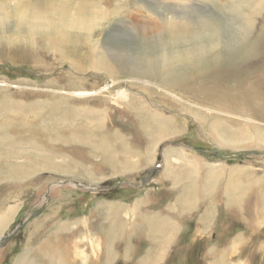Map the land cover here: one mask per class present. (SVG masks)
Here are the masks:
<instances>
[{
    "label": "rangeland",
    "instance_id": "obj_1",
    "mask_svg": "<svg viewBox=\"0 0 264 264\" xmlns=\"http://www.w3.org/2000/svg\"><path fill=\"white\" fill-rule=\"evenodd\" d=\"M261 61L264 0H0V223L13 219L1 264L47 263L55 248L69 264H264V149L208 138L246 118L264 134V78H246ZM102 137L135 148L115 160ZM169 149L213 167L200 181L166 171ZM133 158L146 167L123 170ZM64 186L76 194L53 192Z\"/></svg>",
    "mask_w": 264,
    "mask_h": 264
},
{
    "label": "bare ground",
    "instance_id": "obj_2",
    "mask_svg": "<svg viewBox=\"0 0 264 264\" xmlns=\"http://www.w3.org/2000/svg\"><path fill=\"white\" fill-rule=\"evenodd\" d=\"M171 22H173L172 20H171ZM178 24V23H177ZM167 27H170V29H175L174 28V26H173V24L172 23H170V21H169V23L167 24ZM254 44V43H253ZM253 44H252V46H253ZM251 46V47H252ZM256 46V47H255ZM254 46V51L255 52H257V55H258V50L256 49L257 47H258V43L256 44ZM253 49V48H252ZM252 49H250V51L252 50ZM259 51H261V49H259ZM247 53H248V51H247ZM260 54H261V52H260ZM263 54V53H262ZM245 55V54H244ZM252 55H255V54H252ZM99 56V55H98ZM246 56V55H245ZM244 56V57H245ZM250 56H251V54H250ZM250 56L248 55V57L250 58ZM252 57V56H251ZM257 57V56H256ZM258 58H259V55H258ZM101 60V59H100ZM250 60V59H249ZM260 60V59H259ZM104 61V60H103ZM176 61V60H175ZM180 61V60H179ZM178 62V61H177ZM223 62V61H222ZM257 62V61H256ZM262 63L264 62V61H261ZM229 63V62H228ZM252 63V62H251ZM99 64V63H98ZM165 64H167V63H165ZM164 64V65H165ZM175 64V63H174ZM234 64V63H233ZM233 64L231 65V63H229V64H225V62L224 63H221L220 64V66L221 65H223V67H224V70H222V74H229V73H236V75L239 73V71L240 70H238V69H235V67H236V64H235V66H233ZM102 65V64H101ZM106 65V64H105ZM169 65V64H168ZM254 65V64H253ZM171 66H172V64H171ZM171 66H168V68L169 67H171ZM165 67V66H164ZM172 67H175V66H172ZM248 67V66H247ZM250 67H253V66H250ZM264 67V66H263ZM260 69V68H259ZM136 71V70H135ZM248 73H249V71H248ZM258 74V73H257ZM262 74V76H255L254 74H248L247 75V77L246 78H253V79H256V80H259V78H264V73H261ZM230 76L232 75V74H229ZM235 76V75H234ZM187 77V76H186ZM232 77V76H231ZM112 79V78H111ZM252 79V80H253ZM245 80V79H244ZM114 82L115 81H111L110 83H109V85L108 86H111V85H113L114 84ZM120 82V81H119ZM177 82V81H176ZM244 82V81H243ZM186 85H187V83H186V81H181V82H179V86L181 87V88H184V87H186ZM107 86V87H108ZM251 87V86H250ZM179 88V87H178ZM103 90V89H102ZM104 90H106V89H104ZM94 92V91H93ZM100 92V91H99ZM237 92V91H236ZM95 93V92H94ZM96 94V93H95ZM97 94H98V91H97ZM118 94V93H117ZM119 95H121V97L123 98V99H127V92L126 91H119ZM212 95L214 96V97H219L220 95H217V94H215V93H213L212 92ZM76 96H84V94L83 93H81V94H77ZM88 96V95H87ZM233 98V97H232ZM235 98V97H234ZM238 98V97H237ZM219 99V98H218ZM186 101V100H185ZM188 102V101H187ZM187 102H185V103H187ZM234 102V101H233ZM233 102H231V103H233ZM230 103V102H229ZM195 105V104H194ZM199 106V105H198ZM206 112H216V113H218V114H220V115H222V118H227V117H229V118H234V119H237V120H239L240 119V116H238L239 114H235L234 112H225V111H222V110H212V109H206V108H203ZM242 120H244V121H242ZM241 121L243 122V124H238L239 126H245L244 128H242V129H240L239 130V132L237 133V134H235V135H233V137H226L224 134H222L221 132H220V129L218 128V126H219V123L218 122H215V123H212L211 124V132L209 133V137L208 138H210V139H213V141H215V143L217 144V145H220V146H230V147H232V148H234V149H237V148H241L240 146H245V145H249L250 147H248V146H245V147H242V148H258V149H264V134H259V133H257V134H253V133H251V132H249V128H248V125L250 124V126L249 127H252V125H256V126H259L260 127V124L257 122V120H254V119H252V118H246V119H242ZM197 121H199V120H197ZM200 122V121H199ZM201 123V122H200ZM167 126H169V125H166L165 126V128L164 129H166V127ZM160 127H162V126H160ZM169 128V130H171V131H173V136H175L176 134H179L180 132L179 131H177L175 128H171L170 126L168 127ZM173 136H168V137H161L160 139H158L154 144V146L152 147V149H153V151L150 153V155H148L149 157V159H150V161H149V164L153 161V158L155 159V156H154V150H156V147H157V145L161 142V141H163V140H165V139H167V138H170V137H173ZM84 139V138H83ZM86 140V139H85ZM113 140V139H112ZM87 141V140H86ZM88 142V141H87ZM95 142H97V141H95ZM118 142V141H117ZM115 143H116V141H115ZM92 144H93V142H92ZM91 144V145H92ZM94 146H96L99 150H101V151H103L106 155H108V156H111L113 159H118L119 158V156L121 155V153H122V151H125V152H133L132 151V149L134 150V143H127L126 145H127V147H125L124 149H122V150H120L121 149V147H120V149H118L116 146H114V144L111 142V139L110 138H105V137H102L101 138V140H99V142L97 143V144H93ZM123 145V144H122ZM124 146V145H123ZM93 147V146H92ZM145 148V147H144ZM141 148H138V149H135V151H136V154H138V156H141V157H143V156H145L146 155V152H145V154L140 150ZM147 149V148H146ZM145 149V150H146ZM140 150V151H139ZM45 151V150H44ZM47 151V150H46ZM126 154V153H125ZM133 155V154H132ZM157 155V154H156ZM102 156V155H101ZM134 156V155H133ZM128 158V157H127ZM147 158V157H146ZM145 159V158H144ZM134 158L133 159H131L130 161H125L124 163H122L123 164V170H125L126 172H133V173H136V172H138L140 169H142V168H144V167H146V166H142V167H135L134 168V170H130V168H131V166H132V163H134ZM148 164V165H149ZM147 165V166H148ZM167 167L165 168L166 169V171H168V170H170V169H172V168H181V167H183L184 165L186 166V167H188V168H191L192 169V172H193V174H195L196 176H197V179L200 181V178H201V175L199 174V172L205 167V166H211L212 164H211V162H208L206 159H204V158H202V157H199V156H197L196 154H194V153H192V152H190V151H187V150H184V149H169V151H168V154H167ZM214 165V164H213ZM218 165V167L219 166H223L224 164H217ZM127 166V167H126ZM213 166H211V168H212ZM99 182V181H98ZM164 183V181H158L157 182V184H163ZM192 183V184H191ZM189 185H187V186H191V188L192 187H194V188H197V187H195V185H194V183H196V182H191ZM197 183H200V182H197ZM237 186V185H236ZM227 188H229L228 187V185H227ZM233 188V187H232ZM236 188V187H235ZM198 189H200V188H198ZM163 190H165V191H162V193H161V195L163 196L164 194H165V192L166 191H168V193H169V196H170V198H172L173 196H175V194H176V191H174L175 189H171V190H167V189H163ZM229 190H230V188H229ZM59 191H61V192H65V193H67V194H72L73 196L76 194L75 192H73V191H70L69 190V187L68 186H64V187H58V188H56L55 190H53V192H59ZM66 191H68V192H66ZM149 191V190H148ZM147 191V192H148ZM236 191V190H235ZM55 193V194H56ZM53 194V193H52ZM231 195L232 196H234V198H235V201L236 202H240V197L242 196L243 197V195H244V193L242 192V191H240V196H239V191H236V194L233 192V193H231ZM161 198V197H160ZM162 199V198H161ZM101 202V201H100ZM108 202V201H107ZM102 203V202H101ZM111 204V203H110ZM110 204H107V206L108 207H111L110 206ZM10 210H11V213L13 214V212H15V214L16 213H18V208L17 209H15V207L14 208H11L10 207ZM17 212H16V211ZM6 213H8V210L5 212V213H3V214H5L4 216L6 217ZM10 213V214H11ZM4 217V218H5ZM15 217V216H14ZM7 218H9V216L7 217ZM10 218H11V216H10ZM3 219V218H2ZM5 221H7V219H5ZM13 221V219L12 220H10L8 223H6V225H4V224H1L2 222H3V220H1L0 219V235L1 234H3V231L5 230V228L7 227V225L8 224H10V222H12ZM151 225V224H150ZM11 246V245H10ZM9 246V247H10ZM30 246V245H29ZM236 246H239V244H237ZM8 247V248H9ZM62 249V248H61ZM3 251H0V257L3 255ZM45 253V252H44ZM43 253V254H44ZM28 254H29V252H28ZM23 256V255H22ZM3 257V256H2ZM1 257V258H2ZM26 258V257H25ZM46 258H47V263H42V264H69L68 263V259H67V254L63 251V249L62 250H59L58 248H55L54 250H53V252H46ZM18 259H20V257L18 258ZM26 260L27 259H25L24 261L21 259L19 262H18V264H35L34 262H32V261H28V262H26ZM0 264H1V260H0ZM40 264V263H39Z\"/></svg>",
    "mask_w": 264,
    "mask_h": 264
},
{
    "label": "water",
    "instance_id": "obj_3",
    "mask_svg": "<svg viewBox=\"0 0 264 264\" xmlns=\"http://www.w3.org/2000/svg\"><path fill=\"white\" fill-rule=\"evenodd\" d=\"M84 189H85V190H89V189H90V190H92V191H95V190H96V188H93V187H89V188H87V186H85ZM100 190H101V191H102V190H105V188H102V189H100Z\"/></svg>",
    "mask_w": 264,
    "mask_h": 264
}]
</instances>
